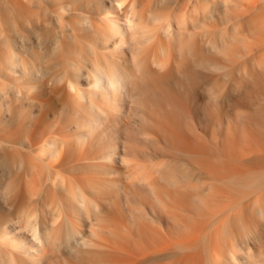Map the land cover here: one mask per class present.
<instances>
[{
  "label": "bare ground",
  "instance_id": "6f19581e",
  "mask_svg": "<svg viewBox=\"0 0 264 264\" xmlns=\"http://www.w3.org/2000/svg\"><path fill=\"white\" fill-rule=\"evenodd\" d=\"M263 105L264 0H0V264H264Z\"/></svg>",
  "mask_w": 264,
  "mask_h": 264
},
{
  "label": "rangeland",
  "instance_id": "374dc122",
  "mask_svg": "<svg viewBox=\"0 0 264 264\" xmlns=\"http://www.w3.org/2000/svg\"><path fill=\"white\" fill-rule=\"evenodd\" d=\"M263 108H264V105H263ZM262 130H263V129H262ZM259 165H260V166H259ZM259 165H258L257 167H262L261 165H264V163H263V164H259ZM209 166H210V165H209ZM210 167H212V166H210ZM263 167H264V166H263ZM211 169H212V168H211ZM257 169H258V168H257ZM257 169H256V172H257V173H258V171H261V173H262V171H264L263 168H261V169H263V170L260 169V170H258V171H257ZM208 170H210V168H209ZM206 172L208 173L207 170H206V171L204 170V172H203L204 174L202 173V174L200 175L201 180L203 179L202 181L208 179V178H207L208 174H207ZM261 173H260V174H261ZM263 173H264V172H263ZM261 249H263L262 251H264V248H261Z\"/></svg>",
  "mask_w": 264,
  "mask_h": 264
}]
</instances>
